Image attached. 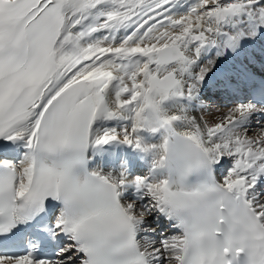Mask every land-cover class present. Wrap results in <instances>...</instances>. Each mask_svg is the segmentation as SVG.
I'll list each match as a JSON object with an SVG mask.
<instances>
[{"label":"snow or ice","instance_id":"obj_1","mask_svg":"<svg viewBox=\"0 0 264 264\" xmlns=\"http://www.w3.org/2000/svg\"><path fill=\"white\" fill-rule=\"evenodd\" d=\"M262 42L264 0H0V264H264Z\"/></svg>","mask_w":264,"mask_h":264},{"label":"bare ground","instance_id":"obj_2","mask_svg":"<svg viewBox=\"0 0 264 264\" xmlns=\"http://www.w3.org/2000/svg\"><path fill=\"white\" fill-rule=\"evenodd\" d=\"M239 59H243V56L240 57ZM238 63H239L238 59L230 58L227 60L225 65H221V68L231 67L232 65H238ZM249 69L257 77L258 76L257 73H259L262 69L261 63L256 62V63L250 64ZM209 75H211V73ZM256 85L257 84L255 83V86ZM252 88H253V84L251 83L246 86V90L248 91L249 95H252L254 92H256ZM203 93H206L207 98H209L210 100L219 101L221 103L223 102L230 103L232 100L238 101L239 103H244L245 101H247L246 96L243 93H240L236 96L224 94L221 89L215 86V79H213L212 81H209L207 87L205 89H202V94ZM205 118L208 119L209 122H211L215 117L210 114L206 116ZM113 155L115 156H134L135 154L132 153L131 149H128L126 147L107 146L103 150L102 154L97 155L94 158V162L92 166H95V164L97 163H101L105 167V170H108V161ZM140 163H141V168L137 170V174H140V172L147 170V164L144 161H141Z\"/></svg>","mask_w":264,"mask_h":264},{"label":"rangeland","instance_id":"obj_3","mask_svg":"<svg viewBox=\"0 0 264 264\" xmlns=\"http://www.w3.org/2000/svg\"><path fill=\"white\" fill-rule=\"evenodd\" d=\"M207 97V96H206ZM204 105H209L207 102H205L204 103ZM212 107H213V110L215 111V109L216 108H222L221 107V105H220V107L217 105V104H215V103H213V105H211ZM193 114L194 115H200V113H199V107H197V110H195V108L193 109Z\"/></svg>","mask_w":264,"mask_h":264}]
</instances>
